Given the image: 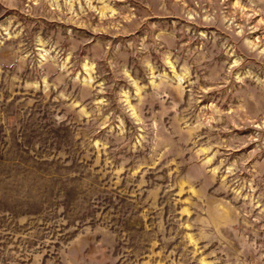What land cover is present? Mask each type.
Returning a JSON list of instances; mask_svg holds the SVG:
<instances>
[{
	"label": "rangeland",
	"instance_id": "1",
	"mask_svg": "<svg viewBox=\"0 0 264 264\" xmlns=\"http://www.w3.org/2000/svg\"><path fill=\"white\" fill-rule=\"evenodd\" d=\"M0 264H264V0H0Z\"/></svg>",
	"mask_w": 264,
	"mask_h": 264
}]
</instances>
